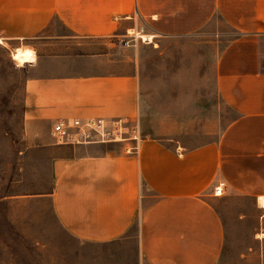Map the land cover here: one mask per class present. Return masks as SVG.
<instances>
[{
  "label": "crops",
  "instance_id": "1",
  "mask_svg": "<svg viewBox=\"0 0 264 264\" xmlns=\"http://www.w3.org/2000/svg\"><path fill=\"white\" fill-rule=\"evenodd\" d=\"M216 15L235 31L217 55L215 81L237 113L216 141L191 148L148 137L54 142L59 120L135 123L138 115L137 78L95 65L71 68L75 59H101L73 55V40L189 36ZM0 42L10 54L31 49L34 62L26 65L43 62L54 71L25 79L22 115L27 143L49 151L51 189L43 196L69 236L106 244L130 239L136 225L138 264H217L230 243L211 201L223 183V194L257 204L254 241L263 264L264 0H0Z\"/></svg>",
  "mask_w": 264,
  "mask_h": 264
},
{
  "label": "rangeland",
  "instance_id": "2",
  "mask_svg": "<svg viewBox=\"0 0 264 264\" xmlns=\"http://www.w3.org/2000/svg\"><path fill=\"white\" fill-rule=\"evenodd\" d=\"M153 36L150 43L138 35L73 40V55L101 59L78 62L73 57L71 68L95 65L103 73L137 78L139 139L187 148L216 141L237 116L220 97L215 81L217 55L235 31L216 15L196 34ZM11 55L0 42V264H138L136 225L130 239L106 244L81 243L59 226L50 200L43 196L51 189L50 154L27 143L22 115L25 79L38 71H54L43 62L17 67ZM38 129L46 132L45 126ZM211 201L230 238L217 264H261L260 244L254 241V199L224 193Z\"/></svg>",
  "mask_w": 264,
  "mask_h": 264
},
{
  "label": "built area",
  "instance_id": "3",
  "mask_svg": "<svg viewBox=\"0 0 264 264\" xmlns=\"http://www.w3.org/2000/svg\"><path fill=\"white\" fill-rule=\"evenodd\" d=\"M50 134L59 145L111 144L139 140L135 123L119 118L102 121L59 120L53 123ZM223 192V183L213 187V196H222Z\"/></svg>",
  "mask_w": 264,
  "mask_h": 264
},
{
  "label": "bare ground",
  "instance_id": "4",
  "mask_svg": "<svg viewBox=\"0 0 264 264\" xmlns=\"http://www.w3.org/2000/svg\"><path fill=\"white\" fill-rule=\"evenodd\" d=\"M152 36H142L144 42H152ZM34 51L28 48H17L12 52L11 59L17 67H24L26 64L34 62ZM263 199H259V204L263 205Z\"/></svg>",
  "mask_w": 264,
  "mask_h": 264
}]
</instances>
